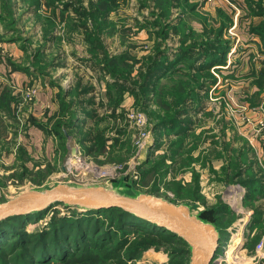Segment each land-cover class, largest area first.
Returning <instances> with one entry per match:
<instances>
[{
    "label": "rangeland",
    "instance_id": "obj_1",
    "mask_svg": "<svg viewBox=\"0 0 264 264\" xmlns=\"http://www.w3.org/2000/svg\"><path fill=\"white\" fill-rule=\"evenodd\" d=\"M6 1L0 18V42L11 38L9 43H16L24 56L5 54L7 72H0V102L10 113L0 107V202L33 188L73 184L122 189L133 185L138 191L175 204L193 202L196 211L222 205L226 207L215 218L223 234L214 264H257L252 259L264 252V190H258L249 200V187L230 182L236 165L244 181L256 176L264 183V154L259 157L255 149L264 151V47L250 33L251 25H258L262 19L241 6L246 0H189L196 6L194 10L177 7L171 0H118L120 6L109 16L102 36L109 48L110 66L120 73L131 70L132 78L156 49L174 55L183 47L205 45L212 41L205 30L224 26L223 42L229 51L226 64L210 70L216 84L208 90L196 89L201 99L191 96L196 100L188 104L193 106L190 114L177 115L178 120L190 119L193 123L184 139L174 133L176 129L160 131L155 126L159 117H176L172 105L193 88L192 74L166 75L145 111L134 97L125 95L117 110L126 114L125 120L119 125L111 120L96 125L94 119L83 118V110H94L100 117L110 114L112 111L105 107L108 82L115 80L86 66L88 62L94 66L96 61L92 60L91 45L74 31V14L62 11L59 5L58 25L52 32L55 39L50 41L44 28L52 9L43 7L45 1L40 7L30 0ZM252 1L264 6V0ZM173 27L178 35L173 34ZM52 29L48 27L49 32ZM245 34L253 39L244 40ZM18 72L26 73L28 81L15 78ZM79 82V92L94 88L80 97L84 101L93 99V106L85 103L74 107L75 97L69 94ZM49 91L48 108H40V94ZM72 102L73 108L63 114L64 107ZM185 108L181 105L177 112ZM63 115L70 118L56 130L55 124ZM73 116L77 118L76 130L69 126ZM94 127L105 131V145L89 152L81 144L79 133ZM34 128L51 143L49 153L47 144L42 151L40 145L36 148L31 134ZM235 190L240 192L237 199ZM73 210L55 206L45 219H35L26 230L36 231L52 215L67 216ZM170 258L169 247L152 246L144 250L137 264H169ZM263 259H257L258 264H264ZM87 263L94 264L82 262Z\"/></svg>",
    "mask_w": 264,
    "mask_h": 264
},
{
    "label": "trees",
    "instance_id": "obj_2",
    "mask_svg": "<svg viewBox=\"0 0 264 264\" xmlns=\"http://www.w3.org/2000/svg\"><path fill=\"white\" fill-rule=\"evenodd\" d=\"M30 1L36 3L37 7H40L41 2L45 1V5L52 9L50 16L46 17L49 24L44 28V33L49 36L50 41L55 39L52 32L58 25L57 8H59V5L61 4L62 11L72 12L74 14L72 17L74 31L83 35L85 41L91 45V52L94 54L92 60L96 61L95 68L104 78L109 75L115 80L114 83L108 82V103L105 106L112 112L100 117L96 111H86L84 109L83 116L87 119L88 117L94 119L96 125H99L104 120H111L114 124L119 125V121L126 118V114L117 112L126 94L134 97L137 106L142 107L145 111L152 104L153 95L158 90L159 82L166 75L182 74L183 72L187 74L188 72L192 74L190 77L195 83L184 97L173 103L172 112H174L176 117L173 116L170 119L168 117H159L155 127L159 128L160 131L174 132L176 129L178 131L174 133L179 134V137L183 139L190 133L193 126L192 121L190 119L178 120L177 115L188 116L190 114L193 106L188 104L190 100L195 99H190L191 96L201 99V94L196 92V89H207L216 84V79L210 70L214 67L224 66L229 51V46L223 42V25L217 29L213 27L209 31L205 30L206 36L212 40L205 45L194 44L187 48L183 47L174 55L162 49H156L153 55L143 60L136 76L132 78L131 70L120 73L112 65L110 66L112 60L106 50L102 36L105 28L109 25L110 14L118 9L121 4L120 1ZM171 1L175 2L177 7L182 6L184 10H194L196 7L191 5L188 2L189 0ZM10 2L13 1L11 0ZM182 2H185V4ZM0 3L3 4V15L4 9L7 8V1L0 0ZM246 4L252 16L262 19L258 25H251L250 33L258 37L264 47V6L252 0H246ZM34 12V14H37L36 9ZM49 26L53 28L51 32L48 31ZM173 34L178 35L175 27H173ZM6 41L11 42L12 39L9 38ZM182 64L185 66H182ZM80 86L81 83L79 82L76 90L69 94L71 97H75L74 107L77 105L79 107L80 104L85 103L93 106L95 104L93 99L84 101L80 97L87 96L94 88H83L79 92ZM113 90H115V93ZM73 104L74 102L66 105L62 113L65 114L69 109L73 108ZM181 105L186 107L185 110L177 112ZM0 107L3 108L5 113L10 115L6 105L4 106L0 102ZM69 118L63 115L55 124V129L60 128ZM73 120H76L74 124ZM76 122L77 118L71 117L69 126L74 128V130L78 129ZM46 132H48L47 129ZM79 135L81 144L89 152L102 149L105 145V131L99 130L97 127L84 133L80 131ZM87 143L90 144L89 147L86 146ZM241 176V170L235 165V174L230 179V182L234 181L249 187L250 192L247 193L249 200L254 197L258 190L260 193L263 192V181L257 179L256 176L244 181ZM256 186H259V189H256ZM123 189L134 194L144 193L136 190L133 185H127ZM183 204L193 206V202H185ZM63 207L67 210H72L65 206ZM225 207L219 205L216 208L200 212V216L204 220L212 222L219 227L221 235L223 234V229L215 218L220 215ZM47 213L48 210L33 215L14 217L0 223V264H82V262L86 263L88 261L94 264H137V261L142 259L145 249L160 245L170 248L171 258L169 264H185L186 261L187 264L190 263L189 247L182 239L121 209L87 211L84 214H79L78 209H74L71 215H52L46 224L36 231L30 232L26 230L28 224L35 221V219H45Z\"/></svg>",
    "mask_w": 264,
    "mask_h": 264
},
{
    "label": "water",
    "instance_id": "obj_3",
    "mask_svg": "<svg viewBox=\"0 0 264 264\" xmlns=\"http://www.w3.org/2000/svg\"><path fill=\"white\" fill-rule=\"evenodd\" d=\"M58 205L82 212L121 209L182 239L189 247V264H214L221 248L219 227L204 220L200 216L201 210L146 193H130L120 187L57 184L29 189L13 199L0 202V223Z\"/></svg>",
    "mask_w": 264,
    "mask_h": 264
},
{
    "label": "crops",
    "instance_id": "obj_4",
    "mask_svg": "<svg viewBox=\"0 0 264 264\" xmlns=\"http://www.w3.org/2000/svg\"><path fill=\"white\" fill-rule=\"evenodd\" d=\"M216 1H218V0H215V2ZM240 2H244V1H241V0H239ZM17 2H20V1H18L17 0ZM17 3H16V1H15V5H16ZM213 4V3H212ZM240 4V3H239ZM241 6H244V8L245 9H247L248 7H247V4L245 3H243V5H242V3H241ZM20 9H22V7H23V5H21L20 4ZM43 7H45L46 8V5L44 4V6ZM209 6H208V4L206 5V7L205 8H208ZM1 14H2V11H1V5H0V16H1ZM3 30H2V27H1V25H0V32H2ZM253 37H254V35H252ZM249 37L248 35H246L245 34V36H244V40L245 39H247V40H251V39H253V37ZM256 37V36H255ZM103 40H104V37H103ZM18 45L16 44V43H13V44H11V43H9L8 41H6V40H4V42H0V72L1 73H3V74H5L6 72H7V64L5 63V58H4V56H5V54H7L8 52H10L12 55H15L16 57H21V58H23V56H24V54H23V52H20L19 51V49H18V47H17ZM106 50L108 51L109 50V48H106ZM250 52L251 51H249L248 52V54H246L244 57H247L249 54H250ZM244 57H242V59L244 58ZM245 59V58H244ZM86 66H88V68H90L92 71H95L96 70V68H95V66H96V63H94V66L90 63V62H88V63H86ZM19 74H20V76H19ZM6 75V74H5ZM15 78H22V80H24V81H28V79H29V77L26 75V73H24V72H18V73H15V76H14ZM51 92L52 91H49L48 93H42V94H40V96H39V106H40V108H44L45 109V107H47L48 108V106H46V102L48 101V97H49V95H51ZM126 95H128V94H126ZM125 98V97H124ZM37 111L38 112H40V109H37ZM83 118H85V116H83ZM87 119V118H86ZM31 134L34 136V139H33V141H34V143L36 144V148L38 149V147H39V145L41 146V149H40V151H42L43 150V147H45V145L47 144V146H46V152L47 153H49V148H52L51 147V143L49 142V141H47L46 140V138L44 137V135H43V132L40 130V129H38V128H34L33 130H31ZM42 142H43V144H42ZM256 149V151H257V153H258V155H259V157H260V154L263 156V154H264V151L262 150V149H257V148H255ZM236 180V179H235ZM240 192L239 191H237V190H235V192H234V196H236V198L234 197V199H237L240 195ZM260 252V251H259ZM258 253V252H257ZM263 256V257H262ZM261 258H264V252L262 251L261 253H259V257H257V258H253L252 260L253 261H255V263H259V261L257 260V259H259V260H261ZM251 260V261H252ZM264 260V259H263ZM263 263H264V261H263Z\"/></svg>",
    "mask_w": 264,
    "mask_h": 264
},
{
    "label": "bare ground",
    "instance_id": "obj_5",
    "mask_svg": "<svg viewBox=\"0 0 264 264\" xmlns=\"http://www.w3.org/2000/svg\"><path fill=\"white\" fill-rule=\"evenodd\" d=\"M232 254V252L230 251L229 253H227V256H230Z\"/></svg>",
    "mask_w": 264,
    "mask_h": 264
},
{
    "label": "built area",
    "instance_id": "obj_6",
    "mask_svg": "<svg viewBox=\"0 0 264 264\" xmlns=\"http://www.w3.org/2000/svg\"><path fill=\"white\" fill-rule=\"evenodd\" d=\"M261 248V247H260ZM260 250V249H259Z\"/></svg>",
    "mask_w": 264,
    "mask_h": 264
}]
</instances>
